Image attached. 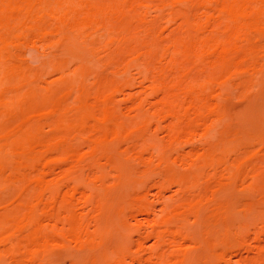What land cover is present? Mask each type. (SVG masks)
I'll return each instance as SVG.
<instances>
[{"label": "bare ground", "instance_id": "obj_1", "mask_svg": "<svg viewBox=\"0 0 264 264\" xmlns=\"http://www.w3.org/2000/svg\"><path fill=\"white\" fill-rule=\"evenodd\" d=\"M262 126L264 0H0V264H264Z\"/></svg>", "mask_w": 264, "mask_h": 264}, {"label": "rangeland", "instance_id": "obj_2", "mask_svg": "<svg viewBox=\"0 0 264 264\" xmlns=\"http://www.w3.org/2000/svg\"><path fill=\"white\" fill-rule=\"evenodd\" d=\"M24 51H26V50L24 49ZM28 53H29V54H28ZM28 53H27V57H28L29 59L32 58V61H30L31 64H34V65H33L34 67L37 66V67H39L38 69H41V68L43 67V66H42V62H41V59H42L43 57H42V56L39 57V55H38L37 53H35V52H34V54H36L37 56H34V55H33V57H32L31 54L33 53V51H31V52L28 51ZM36 57L38 58V61H37ZM44 57H45V56H44ZM59 57H61V54H60ZM33 59H34V60H33ZM47 59H48V58L45 57V60H47ZM42 60H43V59H42ZM49 60H50V57H49ZM38 62H39V64H38ZM37 64H38V65H37ZM103 70H104V69H99L98 72H102ZM108 70H109V69H108ZM104 71H105V70H104ZM103 73H104V72H103ZM103 73H101V75H106V76H108V75L111 76V75H112L111 70H110V72H109V71H108V72L106 71L105 74H103ZM97 76H98V75H97ZM95 78H96V75H92V76L90 77V81L95 80ZM235 81H236V82L239 81V78L233 80V83H235ZM239 82H240V81H239ZM239 82H238V83H239ZM236 85H237V83H235V85H233L231 88H233V87L236 86ZM231 88H230V91H231ZM234 88L236 89V91H235V89H233L234 92L231 91V93H230L231 95H225V96H223V97H221V98H219V99H216V100L219 101V102H221V101H222V102H224V101L226 102V101H227L229 104L233 105L234 109H233V108H230V110H228V112H229L231 115L233 114V116L237 117L236 115H237V113L239 114V112L236 111V110L239 109L240 114H241V111L244 109V106H245L246 98L244 97V95H242V93H241V95H242V96H241L242 99H241L240 96H238V95L236 94V92H238V94H239V91H240V90L242 91V89H241V85H237V87H234ZM230 91H229V92H230ZM232 93H233V94H232ZM243 99H244V100H243ZM244 101H245V102H244ZM234 104H235L236 107H237L236 109H235ZM239 106H240V107H239ZM241 107H243V108L241 109ZM235 114H236V115H235ZM259 125H260V124L256 125V127H257V126L259 127ZM258 127H257V128H258ZM262 127H263V129H264V126H262ZM258 129H260V127H259ZM261 129H262V128H261ZM261 129H260V130H261ZM161 137H162V134H161ZM194 142H195V141H194ZM195 143H197V145H196ZM195 143H194V148H196V149L198 148V145H199L200 147L202 146V144H201L200 141L195 142ZM189 144H190V143H188V144L185 145V149H186V151H187V149H188ZM191 145H192V142H191ZM195 145H196V147H195ZM186 146H187V147H186ZM190 147H191V146H190ZM190 147H189V149H192V148H193V146H192L191 148H190ZM200 147H199V148H200ZM202 147H203V146H202ZM252 147H254V146H252ZM252 147H251V148H252ZM84 148L87 149L86 147H84ZM199 148H198V150H199ZM248 148H249V150H250V146H249ZM256 148H258V147H256ZM201 149H202V148H201ZM253 149H255V148H253ZM258 149H259V148H258ZM262 151H263V149H262ZM262 151H261V149H260L259 154H260V152H262ZM232 155H233V154H232ZM262 155L264 156V154L261 153L260 158H263ZM233 156H234V155H233ZM234 157H235V156H234ZM234 157L231 156L230 159L232 158V161H233V158H234ZM228 159H229V157H228ZM228 159H227V160H228ZM230 159H229V161H230ZM235 159H236V158H235ZM263 159H264V158H263ZM229 161H227V162H228L229 164H231L232 162L230 163ZM255 161H256V164H259V163H257V160H255ZM251 162H253V161H251ZM251 162H250V163H251ZM258 162H260V161H258ZM250 163H248L249 166H251ZM229 164H228V165H229ZM248 164H247V165H248ZM253 164H254V163H253ZM134 165H135V164H134ZM136 165H137V164H136ZM138 165H139V164H138ZM138 165H137V166H138ZM137 166H136V167H137ZM139 166H141V164H140ZM141 167H142V166H141ZM247 167H248V166H247ZM141 169H143V167H142ZM135 170H136V169H135ZM218 170H219V169H218ZM212 171H213V170H211V172H212ZM221 171H222V170H221ZM136 172H137V173L141 172L140 167H139V171L136 170ZM139 174H140V173H139ZM136 176H137V175H136ZM139 176H140V178H143V181H144V180L146 181L145 184L148 183V182H151V180L149 179V177L147 178V177H145V176H141V175H139ZM156 176H157V175H156ZM161 177H162V176H161ZM157 178H160V177L157 176V177H156V180H157ZM163 178H164V177H163ZM154 179H155V178H154ZM160 179H161V178H160ZM141 180H142V179H141ZM149 180H150V181H149ZM143 181H141L142 184H144ZM147 181H148V182H147ZM151 183H152V182H151ZM151 183H148V184H151ZM211 183H212V182H211ZM151 185H152V184H151ZM237 185L239 186V184H237ZM237 185H236V186H237ZM170 186H172V185H170ZM173 186H174V185H173ZM173 186H172V187H173ZM175 186H176V185H175ZM175 186H174V187H175ZM240 186H241V185H240ZM172 187H168V189L171 188V190L169 189L170 191H172V192L174 191V192L177 193V191L172 190ZM174 187H173V188H174ZM176 187H177V186H176ZM151 188H154V189H155L156 187L153 185V187L151 186ZM238 189H239V190H238ZM169 190H167V191H168L169 193L172 194V192H170ZM234 190H235V187H234ZM248 191H249V190H247V191L244 192V191H243V188L239 187V188H237V191H236V192L238 193L237 197H236L235 194H234L235 197H234V195H233V197H234V198H237V199H234V198H233L232 200H233V201L237 200V201H235V202L237 203L236 205H238L239 208H240V207H246L245 205H242V206H241V204H242V202H243V198H244V201H245V202L247 201L246 203L248 204V203L252 200V198H253V197H251V195L253 194V196H254V195L256 194V193H255V194L252 193V191H249V192H248ZM174 192H173V194H176V193H174ZM236 192H235V193H236ZM133 193H134V191H133ZM233 193H234V191H233ZM237 193H236V194H237ZM238 196H239V197H242L241 203L238 202ZM255 196L257 197V194H256ZM151 198H152V197H151ZM258 198H259V196L257 197V199H258ZM255 199H256V198H255ZM257 199H256V200H257ZM222 200H223V199H222ZM224 200H226V198H225ZM239 201H240V199H239ZM245 202H244V204H245ZM231 203H232V202H231ZM238 203H239V204H238ZM232 204H233V203H232ZM233 205H235V203H234ZM233 207H234V208H232V209L234 210L233 212H235V211H236V212H235L234 215H233L232 210H231L230 213H232V216L228 219V220H230V223H231L230 226H231V228H232V227L235 228L236 225L240 224L241 222L247 221L248 218L252 217V216L249 215V214L246 215V213H245V215H244V213H242L243 211L241 212V210H239V208L237 209L236 206H233ZM242 209H243V208H242ZM243 210H244V209H243ZM240 212H241V213H240ZM229 215H231V214H229ZM229 215H228V216H229ZM248 215H249V216H248ZM246 217H248V218H246ZM214 219L217 220V218H214ZM221 219H222V218H221ZM223 219H224V218H223ZM224 220L227 222V221H228V220H227V217H225ZM249 220H251V219H249ZM239 222H240V223H239ZM227 223H229V222H227ZM201 228H202V227H201ZM213 228H214V229L216 228V231L218 232L219 229L217 230V227H214V226H213ZM213 228H212V229H213ZM228 228H229V227H228ZM194 229L196 230V228H194ZM214 229H213V230H214ZM224 229L226 230L227 228H224ZM203 230H204V229H203ZM229 230H231V231H230L231 233H229L230 235H228V236H229V239H231V241H233V240H235V239L237 238L238 235H237L236 232H232L234 229H233V230H232V229H229ZM229 230H227V231H229ZM191 231H192V230H191ZM193 231H194V230H193ZM210 231H211V230H210ZM216 231H215V230L213 231L214 235H216V234H215ZM115 232H116V233H115ZM204 232H205V230H204L202 233H201V231H200V234H203ZM211 232H212V231H211ZM113 233H114V234H113ZM119 233H120V235L122 236V233H121V232H119ZM119 233H118V231H113L112 233H109V235L112 234L113 236L115 235V237H116V234H118V236H119ZM109 235H108V236H109ZM112 235H111V236H112ZM231 235L234 236L235 239H233L234 237L232 238ZM111 236H109V238H110ZM118 236H117V237H118ZM136 236H137V235H136ZM136 236H135V237H136ZM117 237H116L115 239H117ZM137 237H138V236H137ZM111 239H112V237H111ZM113 239H114V237H113ZM118 239H119V238H118ZM135 239H137V238H135ZM112 241H114V240H112ZM116 241H117V240H116ZM135 243H136V242H135ZM71 245H72L71 248H73V250H75V248L73 247V244H71ZM133 245H134V247L136 248V244H133ZM221 245H222V246H221ZM220 246H221V248H222V247L224 246V244H223V243H220L218 247H220ZM225 246H226V244H225ZM134 247H133V248H134ZM135 248H134V249H135ZM134 249H133V250H134ZM218 249H220V248H218ZM86 250H87V252L90 251V249H86ZM86 250L83 251L85 254L87 253ZM70 251H72V249H71V250L68 249L67 252H66L65 250H63V252L61 251L60 254H63V253H64V254H65V255L63 254L64 256H63V255H60V254H58V253H56V254H54L52 257H54V259H56V257L58 256V257H57V261H58L59 256H60V258H61V256L66 257V256H67L66 254L70 255V254H69ZM90 252H93V251L91 250ZM244 255L247 256V257H248V256H251V255H250L248 252H246V251H244ZM234 258L236 259V256H234ZM63 259H64V261H66V262H65L66 264H68L69 262L71 263V260H70V259H69V261H67L68 258H67V259H66V258H62V260H63ZM65 259H66V260H65ZM62 260L59 261L61 264L64 263V262H63V263L61 262ZM67 262H68V263H67ZM60 263H59V264H60ZM70 263H69V264H70Z\"/></svg>", "mask_w": 264, "mask_h": 264}]
</instances>
